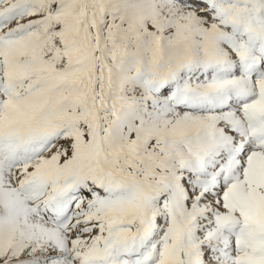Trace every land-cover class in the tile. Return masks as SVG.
Returning a JSON list of instances; mask_svg holds the SVG:
<instances>
[{"label": "snow or ice", "instance_id": "1", "mask_svg": "<svg viewBox=\"0 0 264 264\" xmlns=\"http://www.w3.org/2000/svg\"><path fill=\"white\" fill-rule=\"evenodd\" d=\"M0 264H264V0H0Z\"/></svg>", "mask_w": 264, "mask_h": 264}]
</instances>
